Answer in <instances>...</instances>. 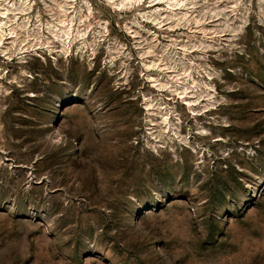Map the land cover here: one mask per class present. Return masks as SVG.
<instances>
[{"label": "rangeland", "instance_id": "obj_1", "mask_svg": "<svg viewBox=\"0 0 264 264\" xmlns=\"http://www.w3.org/2000/svg\"><path fill=\"white\" fill-rule=\"evenodd\" d=\"M56 1L0 0V264H264V0Z\"/></svg>", "mask_w": 264, "mask_h": 264}, {"label": "bare ground", "instance_id": "obj_2", "mask_svg": "<svg viewBox=\"0 0 264 264\" xmlns=\"http://www.w3.org/2000/svg\"><path fill=\"white\" fill-rule=\"evenodd\" d=\"M68 1H70L69 6H66L65 3H62L64 1H56L57 5L60 9V12H62L66 18L68 16V14H67L68 10H70L71 8L75 10V8H74V1L75 0H68ZM109 1H113V4L120 10L127 8V7L135 6L136 4H140L143 2V0H109ZM155 1H157V0H155ZM188 1L189 0H158V3L165 2V5H164L162 11L159 13V16H156V14H154V13H149L150 15L146 14L144 16H146L147 18L153 17V21L158 22L157 25L161 24L162 21H160V19L163 16H167L171 19H174L175 17L178 16V20L176 19L173 21V23H175V25H178L180 23H176V22L180 21L182 23V20L186 19L190 9L193 7V6L192 7L189 6ZM235 1L236 2H235V5L232 7V11L237 10L238 3H237V0H235ZM9 4H10V2H8L7 4L0 2V34H1L0 45L3 44L5 35H9L11 38H14L13 43H15L16 42V39H15L16 36L15 35H18V31H17L18 27H21V28L24 27V24L18 23V24H11L9 26L8 30L5 28L7 23L11 22V20H12L11 17L9 16V13L13 10V9H11V6H13L14 3H12L11 6ZM155 12H157V9ZM90 15H91V13H90ZM102 25H104L107 28V23L105 21L102 22ZM175 25H172L170 27H173ZM49 27L53 29V31H52L53 32V38L54 39H61L63 41L62 48H61L60 52H64V53H67L70 49H72L73 43L76 41V39L79 36H85L87 34V31L82 32V33H80V32L74 33L73 32V21L69 20V19L68 20L67 19L62 20L60 25H51ZM39 38L40 37H35V40H36L35 45L41 44V46H42V43H40ZM23 41H25V40H23ZM48 43H50V42H48ZM84 43L86 44L87 40H84ZM94 43H96V42H94ZM35 45L32 44V46H35ZM5 50H8V47ZM184 51H187L186 48L184 49ZM147 52L151 53V51H147ZM154 62H153V64H150V65L145 63V65L147 67H151V66H154ZM184 74H186L187 78L189 77L186 81H189L192 78L191 74H188L186 69H184ZM174 78H175V76L167 79L166 82L160 81L156 85L162 91L177 92L178 95L180 96V98L182 100H184L183 103L187 104L188 108L190 110H192L193 112H195V113L199 112L198 110L195 111L196 109L194 108V106L197 105L199 102H201L200 101L201 97L208 96L207 101H209L213 98V94L215 92L213 93L212 90H210L208 88V86H209L208 84H204V86L206 87V92L207 91L209 92L207 95L199 94V95H196L195 97H194V95H192L190 98L187 97L191 93V91H189L190 87L197 88L198 86H200V82L198 80L192 78L191 79L192 80V82H191L192 86H186L185 80H183V81L180 80V79H182L181 77H178L177 79H174ZM152 81L158 82L159 79L153 78ZM176 86H178V88H175ZM154 100L155 99H153V98H148L146 100V106H148V110H154L153 107L158 105V103L155 104ZM162 105H164V103H161L158 106V109L160 110V113L162 114V116L160 118L161 123H163L165 125V128L167 129L168 132L174 131V136L178 135L179 133L177 132L176 128L173 127V126L177 125V123L173 122V120L170 116V114L173 112L172 108L169 107L168 104H165L164 107H162ZM208 106L209 105L207 104L203 108H207ZM164 110H166L165 113H163ZM199 110H201V109H199ZM177 120L180 121V118H178Z\"/></svg>", "mask_w": 264, "mask_h": 264}]
</instances>
